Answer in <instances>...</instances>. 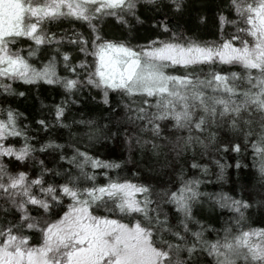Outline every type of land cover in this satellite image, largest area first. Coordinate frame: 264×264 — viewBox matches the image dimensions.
<instances>
[{
    "label": "snow or ice",
    "instance_id": "1",
    "mask_svg": "<svg viewBox=\"0 0 264 264\" xmlns=\"http://www.w3.org/2000/svg\"><path fill=\"white\" fill-rule=\"evenodd\" d=\"M141 6L184 8L183 0H0V264H264V227L250 226L246 215L253 199L208 193L213 211L232 215L220 228L199 219L194 208L201 180L186 176L169 155L196 145L206 149L216 139L214 129L227 128L258 157L254 176L264 189V0H229L232 18L218 11L219 35L211 41L177 31L167 15L152 20L163 32L142 43L102 34L98 22L108 17L129 28L131 20L142 24ZM61 19L87 24L88 31L57 36L45 27ZM227 26L233 31L225 34ZM65 40L85 57L90 52L92 61L72 64L61 47ZM53 45L42 67L31 62L41 46ZM58 58L72 75L58 74ZM77 66L87 75L81 78ZM16 81L64 90L49 116L36 121V131L47 136L42 142H29L18 122L24 114L7 102L25 96L13 87ZM84 86L102 92V127L66 116L70 104L81 103L76 93ZM100 136L125 144L132 176L144 173V179L110 176L104 170L122 162L80 146ZM14 137H23L19 147L10 142ZM221 147L239 154L242 145ZM37 152L51 157L53 167ZM4 157L18 163L10 167ZM217 163L222 175L225 165ZM169 164L175 182L152 174ZM37 165L38 172L28 170ZM192 166L207 167L195 160ZM95 169L106 182H96ZM255 203L264 206V198Z\"/></svg>",
    "mask_w": 264,
    "mask_h": 264
},
{
    "label": "trees",
    "instance_id": "2",
    "mask_svg": "<svg viewBox=\"0 0 264 264\" xmlns=\"http://www.w3.org/2000/svg\"><path fill=\"white\" fill-rule=\"evenodd\" d=\"M229 0H183L184 8L180 12H176L171 9H162L159 12H154L150 10V7L141 6L138 9V14L143 18V23H137L135 20H131V28L129 26L121 24L114 18L108 17L104 21L98 22L102 30V34L108 39H120V40H130L132 43H142L144 37L151 38L153 34L162 33L163 30L157 28L152 20L163 19L165 15L168 16V20L171 25H178L177 31L183 29L186 33L194 35L198 40L201 41H211L217 39L219 35L218 31V11L223 10L226 15L232 18V13L227 8ZM165 5L168 4V0H163ZM203 15L205 20L201 21L200 16ZM51 32L55 33L57 36L64 35L65 32H73L75 29H79L82 32L88 31V25L83 24L79 21L61 19L56 21L47 22L45 24ZM231 26L226 27L225 34L232 32ZM170 35V33H169ZM27 43H32L27 41ZM51 47L53 46H41V51L37 53L36 57L30 58L31 62L37 67H42V62L47 60L49 55H51ZM61 47L64 51L70 53V61L75 64L76 61L80 59H87L92 61L93 57L91 53L85 57L83 53H80L78 49L74 47L69 41L65 40L62 42ZM27 46L23 47V51L27 53ZM57 65V72L61 76H70L72 73L67 71L62 62ZM221 70H234L240 71L239 65H219ZM168 70H171L169 68ZM77 71L80 73L81 78L87 75L83 69L77 66ZM13 87L18 90L24 91L25 96H9L8 103L15 109H18L24 115L19 118V123L24 127L30 137V143H37V141L42 142L47 139V136L43 130L37 132L36 121L41 118L49 116V111L54 104L60 103L61 97L64 95V90L59 85H49L43 81L37 84H25L22 81L13 82ZM102 92L100 89L91 86H84L82 90H78L76 96L80 98V104H70V110L66 113L69 120L73 117L76 120H94L98 126H103L104 124V112L103 109L106 108L103 105L100 96ZM166 131H171V129H166ZM217 132L216 139L213 143L209 144L205 149L200 145H196L193 149L189 147L187 152L180 151L177 155L176 153H170L169 155L175 159L177 167L182 166L184 168V174L188 177H198L201 180V184L198 186L202 194L201 200L197 202L194 212L199 219L206 221L207 223H215L217 228L221 227L224 221H227L232 213L228 210H221L217 207L214 211L210 207L208 201V193H219L228 192L234 196H243L245 199L251 197L253 199V206L251 209L247 210V219L250 226L253 227H264V206H260L255 203V201L264 198V189L260 188V181L257 170V158L252 155V150L249 147L245 149L243 147V138L237 139L236 135L230 133L227 128L225 129H214ZM205 136L208 133H204ZM66 139V137H65ZM86 141V138H85ZM10 142L14 143L16 147H19L23 143V137L10 138ZM241 143V152L238 154L233 151L230 147H221L223 144L229 143ZM81 147L85 150L92 152L94 155L101 156L102 159L121 161L120 168L118 169H105L108 171L109 175L112 177L121 178H135L139 180L144 179V173H141L138 177H133L131 169L134 165L128 160L129 152L127 146L119 139H108L105 140L103 136L91 142H81ZM41 159L45 160V163L49 167H53L51 162V157L43 156L39 152L36 153ZM137 158H139L140 153L137 151ZM239 158L241 162L240 169H237L236 163ZM5 162L11 161L10 167L14 166L18 162L14 158L4 157ZM193 160L200 165L207 167H196L192 166ZM220 163L225 165L223 169V174L221 175V170L219 167ZM32 161H29V165H32ZM64 163V162H61ZM65 167H68L64 163ZM28 170L30 172H38L39 166L30 167ZM91 170V169H90ZM98 173L96 177V182H106L107 177H105L101 169H95ZM156 175L158 179L167 181L169 176L175 182L178 177L177 174L171 171V165L163 169V171H157L152 173ZM46 178H51L50 174H46ZM57 181L59 178H55ZM243 186V191L241 190ZM213 237L215 233L211 234Z\"/></svg>",
    "mask_w": 264,
    "mask_h": 264
}]
</instances>
